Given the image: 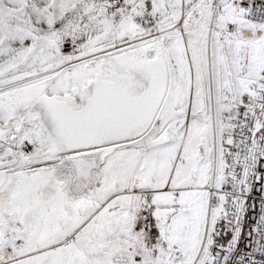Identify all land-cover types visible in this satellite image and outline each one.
Returning a JSON list of instances; mask_svg holds the SVG:
<instances>
[{
  "label": "snow or ice",
  "instance_id": "6c2138e0",
  "mask_svg": "<svg viewBox=\"0 0 264 264\" xmlns=\"http://www.w3.org/2000/svg\"><path fill=\"white\" fill-rule=\"evenodd\" d=\"M0 264H264V0H0Z\"/></svg>",
  "mask_w": 264,
  "mask_h": 264
}]
</instances>
